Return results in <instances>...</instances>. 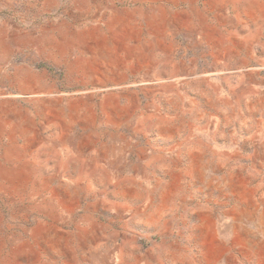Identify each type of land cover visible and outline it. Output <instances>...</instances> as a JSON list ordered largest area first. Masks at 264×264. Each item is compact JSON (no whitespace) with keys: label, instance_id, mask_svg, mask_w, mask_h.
<instances>
[{"label":"rangeland","instance_id":"374dc122","mask_svg":"<svg viewBox=\"0 0 264 264\" xmlns=\"http://www.w3.org/2000/svg\"><path fill=\"white\" fill-rule=\"evenodd\" d=\"M0 264H264V0H0Z\"/></svg>","mask_w":264,"mask_h":264}]
</instances>
